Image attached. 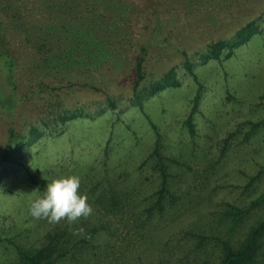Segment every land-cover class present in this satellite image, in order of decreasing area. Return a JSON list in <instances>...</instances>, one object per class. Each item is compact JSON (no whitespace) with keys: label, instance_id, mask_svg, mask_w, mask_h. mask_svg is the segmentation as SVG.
<instances>
[{"label":"rangeland","instance_id":"374dc122","mask_svg":"<svg viewBox=\"0 0 264 264\" xmlns=\"http://www.w3.org/2000/svg\"><path fill=\"white\" fill-rule=\"evenodd\" d=\"M61 1L70 11L62 15L69 34L50 39L47 53L11 32L14 93L0 71V264H21L17 246L33 253L48 231L65 233L67 249L76 250L57 264L212 260L214 241L194 249L186 234L206 231L223 202L255 197L264 187L263 173L244 189L264 167V122L246 142L248 127L238 126L264 118V0ZM39 3L27 14L38 25ZM249 23L255 32L230 54L224 49L201 62L209 44L232 39ZM83 24L89 37L76 40ZM168 72L178 85L153 90ZM196 94L191 133L184 120ZM18 146L19 159L8 163L5 151ZM161 162L170 195L149 213ZM68 175L80 178L92 215L75 224L33 218L30 203L52 179ZM180 247L187 251L178 255Z\"/></svg>","mask_w":264,"mask_h":264},{"label":"trees","instance_id":"16d2710c","mask_svg":"<svg viewBox=\"0 0 264 264\" xmlns=\"http://www.w3.org/2000/svg\"><path fill=\"white\" fill-rule=\"evenodd\" d=\"M36 0H0V71H4L8 74L10 84L12 85V92H15L14 76L17 66L14 62L12 49V36L10 33L17 35L24 45L29 46L38 52H50L53 51V47L50 43L52 38H60V35L67 36L69 34V28L65 24L67 17H62L63 14H68L69 9L64 7L61 0H41L44 3H39L41 7V21L39 25L28 18L27 14H31L34 10ZM46 3V5H45ZM44 4V5H43ZM83 25L76 27L73 35H76V40L80 38L89 37L90 29L84 28ZM255 32L253 23H249L236 35L229 40H221L215 43L209 44L205 51L201 52L199 57L201 62H206L211 58H219L221 51L224 49L231 50L238 44L247 40L251 34ZM91 37V36H90ZM75 40V41H76ZM62 47V45H60ZM139 64V63H138ZM140 65V64H139ZM138 67V75H140ZM186 68L191 71L189 60L185 62ZM156 85V84H155ZM154 85V86H155ZM178 81L174 78L170 72L165 74L163 78L157 82V89H163L168 86H177ZM199 96L196 94L193 98V106L191 113L184 120L189 131L193 133L194 124L192 123V114L196 109ZM64 120V118L62 119ZM264 122V118L260 121L253 122L251 120L241 122L238 126L246 125L247 130L243 132L242 141L246 142L250 138L251 133L255 128ZM238 129L227 133L223 139V149H226L227 143L238 134ZM12 136V130H10ZM38 135V134H37ZM36 135V136H37ZM35 137L32 136L31 141H34ZM156 148L154 152L158 155V160H163V156L158 153V140L156 141ZM20 146L14 149H7L4 153V159L8 163L16 162L20 157ZM158 169L161 176V186L155 192V200L151 204L147 211L149 213L155 208L162 209L161 204L165 195L169 194V188L167 186L168 173L165 171L163 163H159ZM6 173L0 171V178ZM264 173V167H260L258 171L249 176V180L244 186V189H248L252 182L258 180ZM250 197V196H249ZM216 218L208 219L209 224L206 231H189L186 235L189 236L188 246L191 248L201 247L203 241H214L217 246L216 256L211 260L207 258H196L195 264H264V187L255 196L236 203L225 201L220 204L219 208L214 212ZM255 216L254 218H252ZM216 223V225H211ZM216 230L217 233H213ZM64 238V245L62 243ZM70 242L69 238H66L65 233L52 234L48 231L45 236V243L38 248L35 252L28 253L20 246H17L21 264H57L59 258L69 255L73 258L76 254V250L72 252L67 249L66 245ZM76 242V241H75ZM72 246H76V243ZM192 242V243H190ZM183 251H187V248L180 247V254ZM71 252V253H70ZM158 264H176L171 263L170 255L163 256L162 259L156 260Z\"/></svg>","mask_w":264,"mask_h":264},{"label":"clouds","instance_id":"9594fccd","mask_svg":"<svg viewBox=\"0 0 264 264\" xmlns=\"http://www.w3.org/2000/svg\"><path fill=\"white\" fill-rule=\"evenodd\" d=\"M80 186V178L76 175L52 179L43 195L30 203V215L53 224L61 221L75 224L81 219H88L93 208L87 196L80 192Z\"/></svg>","mask_w":264,"mask_h":264}]
</instances>
